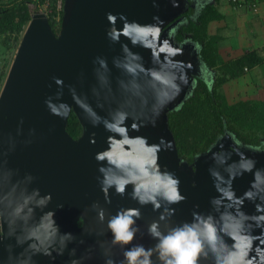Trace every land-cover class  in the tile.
<instances>
[{"label": "clouds", "instance_id": "clouds-1", "mask_svg": "<svg viewBox=\"0 0 264 264\" xmlns=\"http://www.w3.org/2000/svg\"><path fill=\"white\" fill-rule=\"evenodd\" d=\"M171 3L174 8L180 6L179 0ZM152 5L158 8L157 0H152ZM197 7H203L199 0ZM188 15L189 19L178 23L184 25L195 19L194 14ZM105 16L106 38L111 44L120 45L121 55L111 62L119 75L113 78L107 58L97 56L93 59L95 83L90 88L91 98L71 85L68 91L84 119L93 128L102 127L108 133L106 147L94 154L104 205H111L114 190L140 207H120L112 213L99 201H93L81 214L85 218L94 212L96 223L102 227L85 224L79 238L61 231L55 211L63 205L49 209L52 194H42L32 186L36 179L32 174L10 165L9 157L18 144L27 146L35 136V129H29L27 138L20 139L24 123L21 118L14 134L8 133L6 139L0 134V264H37V256L52 262L65 253L69 257L65 264H86L96 249L103 264H264V168H256V161L241 150L244 146L234 134L226 130L209 149L210 159L218 165L208 169L216 192L209 201L212 210L193 211L190 220L179 222L173 220L176 210L172 206L187 197L181 194V180L176 173L159 163L162 151L173 150L172 141L160 137L158 142L149 143L145 136L131 135L147 126L156 127L165 109L185 88H192L191 96L197 80L212 90L215 76L206 64L200 63V77L190 84L188 72L193 70V64L176 59L184 55L185 45H191L193 52L198 53L200 44L185 39L175 45L177 30L173 27L162 38L164 21L157 15L152 16L151 23L130 21L123 13L108 12ZM122 38L132 47L121 43ZM137 47L150 53L151 66L145 64L139 52L132 51ZM53 81L58 88L55 102L48 97L44 104L51 115L66 119L73 106L62 101L63 80L53 77ZM182 107V103L177 104L175 110ZM94 137L95 132L90 134L89 143L95 144ZM225 138L235 147V153L227 150ZM249 150L260 151L253 147ZM233 154L238 160H232ZM246 173L253 180L237 196L233 182ZM245 201L254 204L255 214L243 211ZM147 205L157 213L146 227L147 235L155 241L149 247L134 242L145 235L138 221L143 219L141 208ZM254 229H260V234H255ZM108 234L110 239H100ZM84 235L97 237L96 248L90 246L78 255V248L70 245H84ZM115 248L120 249V259L113 252Z\"/></svg>", "mask_w": 264, "mask_h": 264}, {"label": "water", "instance_id": "water-1", "mask_svg": "<svg viewBox=\"0 0 264 264\" xmlns=\"http://www.w3.org/2000/svg\"><path fill=\"white\" fill-rule=\"evenodd\" d=\"M195 1L197 0H179L180 6L174 8L171 0H157L158 8H154L152 0H63L60 25L56 35L49 28L44 14L34 13L30 16L0 87V134L4 139L8 133L14 134L21 118L24 121L21 140L27 138L29 129H35V136L31 138L32 143L27 146L18 144L15 152L9 157V162L12 167L32 174L36 178L32 186L39 188L42 194H52L49 209L56 210L57 204L63 205V208L55 211V219L61 231L72 232L79 238L85 224L89 227H102L96 223L94 212L89 213L85 218L81 214L82 210L93 201H99L101 206L112 213L120 207H140L127 195L123 198L116 195L114 190L111 205H104L97 181L99 173L94 154L106 147L104 141L108 133L102 127L93 128L84 119L80 109L73 104L68 91V86L71 85L78 93H87L91 98L90 88L95 83L93 59L97 56L107 58L113 78L119 75L118 71L112 68L111 62L113 57L121 55L120 45L111 44L106 38L108 24L105 14L123 13L130 21L136 20L140 23H151L152 16L157 15L164 21L162 27L168 24L163 30L165 31L178 22L189 19L190 15L183 16V14L186 11L191 13L190 8L193 4L196 5ZM177 17H179L178 21ZM119 26L118 23L117 27ZM163 34L164 32L162 36ZM121 43L129 42L122 38ZM129 47H132L130 43ZM185 50L188 52V49L184 48V55L176 59L189 61ZM132 51L139 52L144 57L145 64L151 66L150 53L147 50L137 47L132 48ZM190 72L188 77L191 82V76L195 78L198 76L194 68ZM53 77L60 78L64 82L62 101L73 106L71 113L81 129L77 139H72L65 132L68 116L66 119L53 116L44 104L48 97H53L55 102L58 88ZM166 112L167 109L159 118L156 127L147 126L139 133H131V135L145 136L149 143L158 142L160 137L170 141V134L166 129ZM100 114L104 115V113ZM93 132H95V144L89 143L90 134ZM222 136L216 138L217 140L206 152L193 158L192 169L189 172L177 166L174 149L159 154V163L176 173L181 180V194L187 197L184 202L172 206L176 210L174 221L190 220L193 211L207 213L212 210L209 201L216 192L208 169L218 165L210 159L209 149ZM223 143L229 152L235 153V147L230 140L225 138ZM241 150L256 161V168H264V153L256 155L248 148ZM232 160H238V157L233 154ZM252 180L253 176L246 173L233 182L237 196L242 195L249 188ZM128 192H131V187L128 188ZM197 205L199 207H194ZM243 211L255 214L254 204L245 201ZM141 212L143 219L138 223L145 235L134 242L149 247L155 241L147 235L146 227L157 213L152 211L151 205L142 207ZM77 221H80V225ZM260 232V229H254L255 234ZM83 238L84 245H70L78 248V255L90 246L96 248L97 237L84 235ZM100 239H110V234ZM113 252L117 259L121 258L119 248L113 249ZM68 259L67 253L52 262L43 256L36 257L37 264L46 262L65 264ZM86 264H103L99 249H96L92 259Z\"/></svg>", "mask_w": 264, "mask_h": 264}, {"label": "trees", "instance_id": "trees-1", "mask_svg": "<svg viewBox=\"0 0 264 264\" xmlns=\"http://www.w3.org/2000/svg\"><path fill=\"white\" fill-rule=\"evenodd\" d=\"M37 1L0 0V56L16 48L22 28L29 19L27 4L37 5L43 2ZM55 1L47 0L50 10L47 23L54 35L57 34L61 18L59 12V19L55 20ZM227 3L237 8L234 3ZM244 8L255 12L251 8ZM220 18L213 5H206L194 20L187 21L179 30L190 34L191 41L200 44L199 58L208 68H216L219 72L215 76L211 91H208L203 82L197 80L191 96L182 102L183 107L179 111L166 113V125L173 135L177 155L188 163L192 157L206 152L223 130L234 134L241 144L249 146L258 143L259 133L264 138V100L227 103L220 91L226 81L240 77L244 69L260 64L262 58L256 51H250L234 61L222 62L216 47L219 37L206 34L207 24ZM5 59L0 62V86L8 64L7 58ZM65 132L72 139H77L81 133L80 125L71 112L66 120Z\"/></svg>", "mask_w": 264, "mask_h": 264}, {"label": "crops", "instance_id": "crops-1", "mask_svg": "<svg viewBox=\"0 0 264 264\" xmlns=\"http://www.w3.org/2000/svg\"><path fill=\"white\" fill-rule=\"evenodd\" d=\"M196 5L190 8L194 12L196 18L200 10L206 5H213L221 16L217 21H211L206 26V34L208 36L219 37L217 42V53L222 62L234 61L235 59L247 54L250 51H256L258 56L262 58L260 64L244 69L243 74L235 79L224 83L223 87L226 89L225 100L228 103H233L236 98H232V86L234 83L238 85L241 77L253 81L256 79V86L258 89L250 87V94L255 97L257 101L264 100V0H259L257 3L258 10L251 12L244 7L234 8L228 5V0H199L203 7ZM186 51V50H185ZM187 53V51H186ZM212 70L211 68H208ZM253 83V82H252ZM253 90V91H252ZM238 92L237 90H234ZM256 91V92H254ZM224 96V95H223Z\"/></svg>", "mask_w": 264, "mask_h": 264}, {"label": "rangeland", "instance_id": "rangeland-1", "mask_svg": "<svg viewBox=\"0 0 264 264\" xmlns=\"http://www.w3.org/2000/svg\"><path fill=\"white\" fill-rule=\"evenodd\" d=\"M191 14H194V12L191 10ZM181 26H183V23H177L173 28H176V30H177V32L182 28ZM172 29V28H171ZM168 31L169 30H165V31H163L164 32V34H163V36H166L167 35V33H168ZM181 33V41H175V40H173V43L175 44V45H180V44H182L184 41H185V39H190V34H188V33H184L183 31H181L180 32ZM177 35H178V33H177ZM163 36H162V38H163ZM20 38H21V36H20ZM20 38H19V40H20ZM177 39V38H176ZM191 40V39H190ZM19 43V42H18ZM195 43V42H194ZM17 47V46H16ZM1 48V47H0ZM184 48H186V49H188V52H187V55H186V58L189 60V61H191L194 65V71L196 72V74H197V76L198 77H200V73H199V69L197 68V67H199V65H200V63L202 62V60L199 58V52L197 53V52H193V49H192V47L190 48L189 46H187V45H185L184 46ZM15 50H16V48H14V49H12L11 51H10V53H8V52H5L4 53V55L3 56H0V62H2L3 60H6L5 58H7V61H8V64H7V67H6V70H5V73H6V71H7V69H8V66H9V64H10V62H11V59H12V57H13V54H14V52H15ZM1 53V52H0ZM2 57V58H1ZM213 73H214V76H217L218 74H219V72L217 71V69L216 68H213L212 70H211ZM190 75H191V72L189 73V77H190ZM192 78H191V82L192 81H195V77L194 76H191ZM243 78V79H242ZM240 79H242L241 81H238V85H239V88H240V92H239V90H238V86L236 85V83H234L233 84V86H232V93H233V99L234 98H236V101L235 102H239V101H242V102H247V101H257V100H255V99H253V98H255V97H253L252 95L253 94H250V87H252L253 89H258V87L256 86V79H252L253 81H249L248 79L246 80V79H244V77H241ZM230 81V80H229ZM229 81H226L225 83H228ZM191 82H190V84H191ZM253 82V83H252ZM225 85V84H224ZM224 85H222L221 86V93H223V95H224V98H225V94H226V92H225V88L223 87ZM249 85H251L250 87H248ZM1 87V86H0ZM234 90H237L238 92H235ZM190 91H191V87H187V88H185L184 89V92L181 94V96L174 102V104L173 105H170L169 106V108H167V112H169V111H173V110H175V106L177 105V104H181L187 97H189V95H190ZM253 91V90H252ZM254 92H256V91H254ZM226 99V98H225ZM235 102H233V103H235ZM228 103V102H227ZM166 112V113H167ZM167 129V131H168V133L170 134V141H172V143H173V149H174V151H175V157H176V159H177V166H179V167H181V168H183L184 170H186L187 172H189V170L190 169H192V161H193V158L195 157H192V160H191V162L190 163H188L187 161H185L184 159H182L181 157H179L178 155H177V151H176V146H175V143H174V141H173V135H172V133L168 130V128H166ZM258 131H260V130H258ZM223 133H225V131L223 130ZM222 133V134H223ZM222 134L220 135V136H222ZM220 136H218L217 137V139L220 137ZM216 139V140H217ZM244 147H243V149H246V148H248L249 149V147H253V148H259L260 149V151H258V152H254L256 155H258V154H263L264 153V138H263V136L261 135V133H259V136H258V143L255 145V146H249V145H245V144H242ZM77 224L78 225H80V221H77ZM44 264H48L47 262L46 263H44Z\"/></svg>", "mask_w": 264, "mask_h": 264}, {"label": "built area", "instance_id": "built-area-1", "mask_svg": "<svg viewBox=\"0 0 264 264\" xmlns=\"http://www.w3.org/2000/svg\"><path fill=\"white\" fill-rule=\"evenodd\" d=\"M3 1L5 2L6 0H3ZM42 1L43 2L41 4H37V5H34L33 3L27 4V10H28L29 18L34 13H41L47 17V15L50 13V10L48 9L47 0H42ZM228 1L234 3L235 7H237V8L248 7V8H251L252 11L257 10L258 0H228ZM54 6H55L56 15H57L55 20H58L59 19L58 13L59 12L61 13V11H62V1L56 0ZM25 25L22 28L21 34L25 28Z\"/></svg>", "mask_w": 264, "mask_h": 264}, {"label": "flooded vegetation", "instance_id": "flooded-vegetation-1", "mask_svg": "<svg viewBox=\"0 0 264 264\" xmlns=\"http://www.w3.org/2000/svg\"><path fill=\"white\" fill-rule=\"evenodd\" d=\"M186 14L188 15V13L186 12L184 16H186ZM178 19H179V17H177V18H176V20H177V21H178ZM191 19H193V18H191ZM176 20H174V21H176ZM174 21H173V22H174ZM166 27H167V26H165L164 28H166ZM177 33H179V35H180V36H178V35H177ZM177 36L179 37V39H176V38H177ZM173 40H175V41H181V33H180L179 31H178V32L176 31V33H175V36H174V39H173ZM198 69H199V68H198ZM196 79H197V78H196Z\"/></svg>", "mask_w": 264, "mask_h": 264}]
</instances>
